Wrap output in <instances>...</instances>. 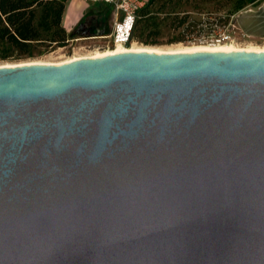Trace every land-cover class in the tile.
Here are the masks:
<instances>
[{
  "label": "water",
  "instance_id": "obj_1",
  "mask_svg": "<svg viewBox=\"0 0 264 264\" xmlns=\"http://www.w3.org/2000/svg\"><path fill=\"white\" fill-rule=\"evenodd\" d=\"M0 264H264V51L0 67Z\"/></svg>",
  "mask_w": 264,
  "mask_h": 264
},
{
  "label": "rangeland",
  "instance_id": "obj_2",
  "mask_svg": "<svg viewBox=\"0 0 264 264\" xmlns=\"http://www.w3.org/2000/svg\"><path fill=\"white\" fill-rule=\"evenodd\" d=\"M81 1L86 3L82 17L67 31L66 46L49 47L46 43H38L31 46L30 54H23L0 40V67L60 63L120 49L110 38L114 22L112 9L107 16L104 4ZM247 1L155 0L140 12L133 39L122 50H264V0L245 5ZM224 34L230 38L223 40Z\"/></svg>",
  "mask_w": 264,
  "mask_h": 264
},
{
  "label": "trees",
  "instance_id": "obj_3",
  "mask_svg": "<svg viewBox=\"0 0 264 264\" xmlns=\"http://www.w3.org/2000/svg\"><path fill=\"white\" fill-rule=\"evenodd\" d=\"M68 1L0 0V40L23 54H30L31 46L38 43H46L49 47L66 46L68 35L63 26V16ZM154 1L149 0L148 4ZM255 1L248 0L245 5ZM105 6V14L109 16L111 7Z\"/></svg>",
  "mask_w": 264,
  "mask_h": 264
},
{
  "label": "built area",
  "instance_id": "obj_4",
  "mask_svg": "<svg viewBox=\"0 0 264 264\" xmlns=\"http://www.w3.org/2000/svg\"><path fill=\"white\" fill-rule=\"evenodd\" d=\"M93 3H103L112 9L113 29L110 34L115 46H127L133 39L140 12L147 6L149 0H89ZM230 37L226 34L223 40Z\"/></svg>",
  "mask_w": 264,
  "mask_h": 264
},
{
  "label": "bare ground",
  "instance_id": "obj_5",
  "mask_svg": "<svg viewBox=\"0 0 264 264\" xmlns=\"http://www.w3.org/2000/svg\"><path fill=\"white\" fill-rule=\"evenodd\" d=\"M124 46H118V48L120 49H117L115 51H111V52H105V53H97L95 55H92V56H89V57H76V58H72V59H68L64 62H60V63H25V64H20V65H9V66H2V67H16V66H23V65H30V64H46V65H63V64H66V63H70L72 61H76V60H79V59H82V58H101V57H105V56H108V55H113V54H117V53H125V52H148V53H158V54H162V53H168V54H174V53H195V52H202V51H208V52H233V51H250V52H263L264 50H257V51H254V50H237V49H234V48H216V49H198V50H190V51H178V52H162V51H153V50H135V49H132V50H122Z\"/></svg>",
  "mask_w": 264,
  "mask_h": 264
},
{
  "label": "crops",
  "instance_id": "obj_6",
  "mask_svg": "<svg viewBox=\"0 0 264 264\" xmlns=\"http://www.w3.org/2000/svg\"><path fill=\"white\" fill-rule=\"evenodd\" d=\"M81 0H69L64 12L63 16V26L66 31H70L73 27H75L81 17L84 5Z\"/></svg>",
  "mask_w": 264,
  "mask_h": 264
}]
</instances>
